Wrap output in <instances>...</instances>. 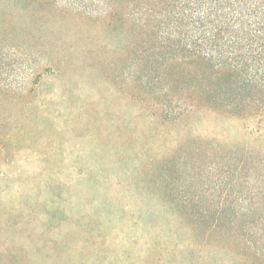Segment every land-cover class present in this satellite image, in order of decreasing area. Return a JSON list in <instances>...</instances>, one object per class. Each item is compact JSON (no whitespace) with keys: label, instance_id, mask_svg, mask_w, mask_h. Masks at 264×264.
<instances>
[{"label":"rangeland","instance_id":"rangeland-1","mask_svg":"<svg viewBox=\"0 0 264 264\" xmlns=\"http://www.w3.org/2000/svg\"><path fill=\"white\" fill-rule=\"evenodd\" d=\"M141 8L0 0V264L256 263L264 119L202 105V63L156 81Z\"/></svg>","mask_w":264,"mask_h":264},{"label":"trees","instance_id":"trees-1","mask_svg":"<svg viewBox=\"0 0 264 264\" xmlns=\"http://www.w3.org/2000/svg\"><path fill=\"white\" fill-rule=\"evenodd\" d=\"M141 7L138 25L145 36L139 46L156 81L169 86L168 69L176 60L202 63L205 72L227 78L216 89L207 83L213 73L202 76V105L264 119V0H141ZM259 190L235 215V239L254 246L255 264L264 258V191Z\"/></svg>","mask_w":264,"mask_h":264}]
</instances>
